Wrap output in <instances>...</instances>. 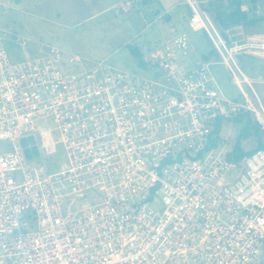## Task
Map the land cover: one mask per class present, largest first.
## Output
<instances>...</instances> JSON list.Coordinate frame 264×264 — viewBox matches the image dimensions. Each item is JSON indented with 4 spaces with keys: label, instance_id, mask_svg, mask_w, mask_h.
<instances>
[{
    "label": "built area",
    "instance_id": "built-area-1",
    "mask_svg": "<svg viewBox=\"0 0 264 264\" xmlns=\"http://www.w3.org/2000/svg\"><path fill=\"white\" fill-rule=\"evenodd\" d=\"M198 2L188 0V26L206 33L242 101L224 96L184 30L142 56L158 70L148 77L84 68L56 48L14 60L8 43L28 42L0 28V264H264V148L230 160L216 131L250 112L264 132V105L236 59L264 33L238 42ZM46 118L59 137L48 129L39 147ZM30 135L39 156L27 159ZM59 145L65 165L37 162Z\"/></svg>",
    "mask_w": 264,
    "mask_h": 264
},
{
    "label": "rangeland",
    "instance_id": "rangeland-1",
    "mask_svg": "<svg viewBox=\"0 0 264 264\" xmlns=\"http://www.w3.org/2000/svg\"><path fill=\"white\" fill-rule=\"evenodd\" d=\"M127 1H131V4L126 5ZM148 1L150 0H147L146 5L142 0H0V28L22 36L28 42L26 51L8 43L9 53L14 60L22 59L26 55L43 54L56 48L67 57L78 55L84 68L104 62L132 74L154 77L158 70L148 65L143 66L133 54L131 47L144 55L166 38L163 32L169 29V24H164L167 16L163 14L157 19L155 16L157 12L149 8L155 9L157 5L165 8L164 4L169 0L165 2L159 0L158 4L157 0ZM208 3L198 2V5L223 31L214 13L206 10L209 8ZM122 6L127 7V10ZM254 14L264 16V0H260ZM187 16H191V9H188ZM179 29L188 33L193 45L200 52L212 51L211 61L214 62L212 69L224 96L242 101L239 89L206 33L203 30L193 31L188 25L185 27L183 24ZM228 29H232L238 42H246L248 35L264 33V20H260L254 26L238 25ZM249 40L253 44L249 49L251 53L238 55L236 59L245 74L252 79L253 87L264 105V63L260 56L256 55L263 52L261 44L264 43V38L257 35ZM243 86L252 102L257 105L248 87L244 84ZM236 116L223 121L220 133L221 146L229 153L242 127V124L235 120ZM36 127L35 135L39 147L42 132L49 129L47 132L55 138L59 137L58 130L50 118L38 120ZM257 131L259 136L255 134ZM257 131L254 130L247 138H242L244 150L256 147L259 138L264 140V132L260 129ZM0 146L8 147L4 142H0ZM37 162H44L51 170L59 169L67 162L63 146L59 145L57 152L51 156L45 155L41 149V158Z\"/></svg>",
    "mask_w": 264,
    "mask_h": 264
},
{
    "label": "trees",
    "instance_id": "trees-1",
    "mask_svg": "<svg viewBox=\"0 0 264 264\" xmlns=\"http://www.w3.org/2000/svg\"><path fill=\"white\" fill-rule=\"evenodd\" d=\"M248 2H250V5H248L249 9L247 11H242L240 9V4H241L240 0H229L228 5L223 4L221 0H213L208 3L209 8H206V10L209 13L211 12L214 13L215 19L223 29L222 32H224V30L233 26L241 25L244 27H249V26H254L257 22H259L262 19L264 20V16L259 17L254 14L256 9L255 6L258 7L260 0H248ZM131 50L133 54L138 58L139 62L143 66H145L142 60V56H143L142 53H140L136 48L131 47ZM212 56H213L212 51H210L206 55H203V58L205 60H211ZM235 120L238 123L242 124V127L240 128L238 138L234 144L232 151L228 154V157L230 160L240 161L244 156L253 153L257 149L264 148V140H261L259 138L256 147H254L251 150H244L241 144L242 138L243 137L247 138L252 131L254 130L257 131L258 129H260V127L259 124L253 120V116L250 112H244L236 116ZM220 127H221V123L219 122L217 124V129H216L218 133H220V129H221ZM255 134L259 136L258 131L255 132Z\"/></svg>",
    "mask_w": 264,
    "mask_h": 264
},
{
    "label": "crops",
    "instance_id": "crops-1",
    "mask_svg": "<svg viewBox=\"0 0 264 264\" xmlns=\"http://www.w3.org/2000/svg\"><path fill=\"white\" fill-rule=\"evenodd\" d=\"M152 0L148 1L151 2ZM192 1H199L201 2L202 0H192ZM165 2V0H164ZM142 3H145L148 5L147 0H142ZM159 3V0H157V4ZM165 8L163 6L157 5V7L154 8H149L151 11L157 12L155 14L157 19H160L161 16L164 14L167 16V21L164 22V24L168 25L169 24V29L165 30L167 32H163L164 36H167L168 34L172 33L173 31H179V27L183 24L185 27L188 25V19L189 17L187 16L188 9H190L188 0H169ZM159 10V11H158ZM162 12V13H161ZM169 30V31H168ZM261 32V31H260ZM195 48V54L194 57H199L206 55V53H202L198 50V48L194 45ZM222 128L220 129L221 133Z\"/></svg>",
    "mask_w": 264,
    "mask_h": 264
},
{
    "label": "water",
    "instance_id": "water-1",
    "mask_svg": "<svg viewBox=\"0 0 264 264\" xmlns=\"http://www.w3.org/2000/svg\"><path fill=\"white\" fill-rule=\"evenodd\" d=\"M248 5H250V2H248ZM255 7L257 8V6ZM35 143V137L33 135L22 138V145L24 147L27 159H32L33 157L39 156V149Z\"/></svg>",
    "mask_w": 264,
    "mask_h": 264
}]
</instances>
